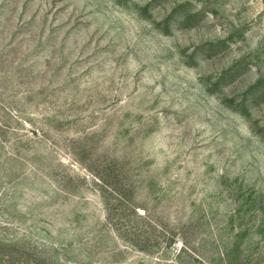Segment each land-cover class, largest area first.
<instances>
[{"label":"rangeland","instance_id":"obj_1","mask_svg":"<svg viewBox=\"0 0 264 264\" xmlns=\"http://www.w3.org/2000/svg\"><path fill=\"white\" fill-rule=\"evenodd\" d=\"M0 264H264V0H0Z\"/></svg>","mask_w":264,"mask_h":264}]
</instances>
